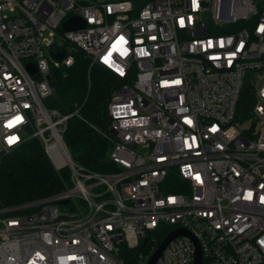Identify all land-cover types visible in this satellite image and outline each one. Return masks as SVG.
I'll return each mask as SVG.
<instances>
[{"label": "built area", "instance_id": "1", "mask_svg": "<svg viewBox=\"0 0 264 264\" xmlns=\"http://www.w3.org/2000/svg\"><path fill=\"white\" fill-rule=\"evenodd\" d=\"M72 16L85 25L65 30ZM74 51L122 79L107 103L106 171L71 158L63 132L76 111L44 104L51 70ZM247 80L254 103L240 122ZM30 138L69 183L0 203V264H127L122 246L147 264L155 233L176 228L201 264H264V0H0V154ZM195 249L177 235L154 264H193Z\"/></svg>", "mask_w": 264, "mask_h": 264}, {"label": "trees", "instance_id": "2", "mask_svg": "<svg viewBox=\"0 0 264 264\" xmlns=\"http://www.w3.org/2000/svg\"><path fill=\"white\" fill-rule=\"evenodd\" d=\"M73 62L53 68L50 83L53 94L44 102L47 108L69 114L63 132L64 142L71 158L78 164L93 170L106 171L108 143L103 136L107 128V103L112 89L122 79L99 64H89L81 51H74ZM254 103L252 84L247 80L241 88L236 107L237 121L243 122L251 116ZM169 191H178L172 179ZM69 183L66 169L56 171L35 138L24 141L20 146L0 154V203L15 206L60 191ZM169 230L170 225H161ZM164 230V231H165ZM165 232L155 233L161 242ZM125 263L133 251L122 246Z\"/></svg>", "mask_w": 264, "mask_h": 264}, {"label": "water", "instance_id": "3", "mask_svg": "<svg viewBox=\"0 0 264 264\" xmlns=\"http://www.w3.org/2000/svg\"><path fill=\"white\" fill-rule=\"evenodd\" d=\"M85 25V21L79 17L76 16H72L69 17L67 20H65L63 22V28L65 30H72V29H77V28H81ZM49 56L52 60L55 61H60L62 59V57L64 56V54L62 52L59 51H55V45L51 44V49L49 50ZM29 69H31L33 71V67L30 65ZM66 201H64L65 203ZM65 217V216H62ZM177 235H187L190 236L195 243V258H194V263L193 264H201V251H200V247L196 241V239L186 230L182 229V228H176L172 231H170L163 239L162 241L159 243V245L157 246V248L155 249V251L153 252V254L151 255L149 261L147 264H154L157 257L159 256V254L161 253V251L163 250V248L167 245V243L174 238Z\"/></svg>", "mask_w": 264, "mask_h": 264}, {"label": "snow or ice", "instance_id": "4", "mask_svg": "<svg viewBox=\"0 0 264 264\" xmlns=\"http://www.w3.org/2000/svg\"><path fill=\"white\" fill-rule=\"evenodd\" d=\"M194 2H195V0H194ZM19 120H20V117H16V122H19ZM8 126L11 127V126H13V124L10 123ZM16 139H17L16 137H10L8 139V143L12 144L16 141Z\"/></svg>", "mask_w": 264, "mask_h": 264}, {"label": "rangeland", "instance_id": "5", "mask_svg": "<svg viewBox=\"0 0 264 264\" xmlns=\"http://www.w3.org/2000/svg\"><path fill=\"white\" fill-rule=\"evenodd\" d=\"M60 209L67 211V206H61Z\"/></svg>", "mask_w": 264, "mask_h": 264}]
</instances>
